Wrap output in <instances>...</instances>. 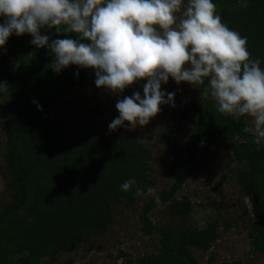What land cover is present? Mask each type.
I'll return each instance as SVG.
<instances>
[{"label": "trees", "instance_id": "16d2710c", "mask_svg": "<svg viewBox=\"0 0 264 264\" xmlns=\"http://www.w3.org/2000/svg\"><path fill=\"white\" fill-rule=\"evenodd\" d=\"M212 2L221 23L246 38L249 59H259L264 69V0ZM43 34L50 39L77 38L76 33L57 34L54 28H45ZM30 40V34L15 35L14 55L0 67L12 110L5 125V159L13 191V200L0 210V264H50L63 250L106 231L114 222L115 202L125 198L131 205L155 183L150 176L152 150L137 138L124 134L112 139L91 125L69 141L56 130L53 110L58 98L94 71L80 68L77 76V66L70 65L57 74L48 66L51 57L46 48H36ZM209 79H203L204 89ZM193 108L187 153L170 167L172 184L151 198L141 213L144 231L158 236L160 249L138 257L121 251L118 264H199L194 248H211L220 221L210 219L202 228L194 222L174 228L153 223L150 212L158 203L168 202L172 216H191L192 199L175 198L184 185L182 168L201 155L200 144L225 146L233 141L219 166L235 172L248 199L260 206L250 236L252 249L264 253V141L257 145L255 137L244 131L247 114L236 118L219 112L211 91L195 100ZM92 113L95 117L101 113L99 105L92 107ZM159 139L169 137L162 133ZM131 179L136 184L122 190L120 186Z\"/></svg>", "mask_w": 264, "mask_h": 264}, {"label": "clouds", "instance_id": "9594fccd", "mask_svg": "<svg viewBox=\"0 0 264 264\" xmlns=\"http://www.w3.org/2000/svg\"><path fill=\"white\" fill-rule=\"evenodd\" d=\"M215 7L212 0H0V49L11 35L30 34L31 45L46 48L53 72L75 65L78 76L80 68L92 69L96 87L113 96L146 81L142 94L133 91L116 101L118 115L109 132L143 127L160 105L175 107L176 93L162 90L170 77L177 85L202 84L208 77L218 111L251 117L253 127L244 131L259 145L264 141V69L259 59H249L246 38L221 23ZM45 28L77 38L50 39ZM6 91L0 81V95ZM135 184L131 179L120 187L128 191Z\"/></svg>", "mask_w": 264, "mask_h": 264}, {"label": "rangeland", "instance_id": "374dc122", "mask_svg": "<svg viewBox=\"0 0 264 264\" xmlns=\"http://www.w3.org/2000/svg\"><path fill=\"white\" fill-rule=\"evenodd\" d=\"M186 3L187 0H184ZM183 7L182 4L181 12L176 14L177 22L182 18ZM14 37L11 35L4 48L0 49V67L14 55ZM94 80L92 72L88 80L58 98L53 110L56 130L69 141L91 125L112 139L124 134L137 138L152 150L150 176L155 183L139 194L131 205L125 198L115 202L114 222L106 231L63 250L50 264H118L122 260L119 257L121 251H128L135 257L159 251L158 236L149 235L143 229V206L171 186L170 167L187 153L186 143L195 118L193 103L211 91L210 84L205 89L201 84L191 85L184 81L177 85L170 77L167 84L162 83V90L176 93L175 107L160 105V111L143 127L137 125L133 130L118 128L109 132L108 124L118 115L116 101L124 95L130 96L133 91H141L142 94V85L146 81L134 82L120 96H113L97 88ZM95 104L101 109L96 117L92 113ZM11 111L10 99L5 94L0 95V210L13 200V191L8 185L11 176L5 159V125ZM246 124L248 128L253 127L252 118L248 115ZM162 133L168 135V141H160ZM233 143L225 146L200 144L201 155L191 165L182 168L184 185L175 198L187 195L192 199L191 216H172L168 211V202L158 203L150 212L153 223L174 228L191 222L202 228L210 219L220 221L218 238L211 248L207 251L194 248L199 264H222L235 260H241L243 264H264V253L252 249L250 236L252 222L261 208L248 199L244 188L235 179V172L224 171L219 166L221 157L231 150Z\"/></svg>", "mask_w": 264, "mask_h": 264}]
</instances>
